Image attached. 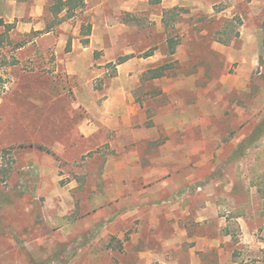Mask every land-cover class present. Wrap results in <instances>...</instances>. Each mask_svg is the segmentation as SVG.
<instances>
[{
	"label": "rangeland",
	"instance_id": "1",
	"mask_svg": "<svg viewBox=\"0 0 264 264\" xmlns=\"http://www.w3.org/2000/svg\"><path fill=\"white\" fill-rule=\"evenodd\" d=\"M184 1L183 5L168 8L140 4L139 25L133 27L129 13L117 1L107 3L104 11L113 14L108 22L118 29L123 20L128 28L118 31L116 38L115 33L113 38L106 34L105 49L95 50L96 58L107 54L113 61L94 64L103 74L93 82L97 88L141 89L144 96L140 98H148L145 93L149 89L181 86L187 89V106L192 111L194 99L201 98L192 89L201 90L203 101L197 110L203 112V129L199 123L197 128L191 124L188 135H203V151L192 153L190 149L200 144L191 140L187 161L189 168L197 164L201 182L184 193L190 204L185 223L191 239L181 245L178 254L181 261L191 260L189 251L193 248L197 264H239L235 250L244 249L246 253L247 248L259 249V237L264 233V65L260 66L264 0ZM21 2L32 1L0 0V8L10 14ZM49 3L47 20L54 17L48 10ZM85 8L77 13V20L84 21L83 25L92 21V16L85 13L87 4ZM99 20L102 23L103 17ZM239 20L242 24H238ZM17 21L18 18L12 23L15 26L7 30L6 25L11 23L1 18L0 45L20 44L28 38L15 35ZM86 32L82 26L81 33ZM145 41L154 42L155 46L143 47ZM216 41L226 46L227 56L214 48ZM120 43L128 47H121ZM172 44L176 48L174 54L170 52ZM146 52L157 53L158 60H148ZM253 54L259 56L255 68L250 64ZM128 55L131 57L120 63L121 57ZM162 66L168 74L166 79L147 80L149 69ZM121 71L125 76H119ZM66 80H57L55 92L64 89ZM33 83L29 86L37 89L35 94L42 97L46 109L63 100L56 93L44 94L47 80ZM80 84L77 77L68 82L71 88ZM32 105L35 107L28 103V117L33 125L38 117ZM43 115L44 137L36 135L32 138L35 141L24 144L0 143V264H113L114 258L121 264L145 263L149 251L161 245L146 230L156 215L151 212L155 203L143 209L147 221L146 232L141 234L144 238L131 237L135 230L133 218L122 222L121 211L116 214L117 209L104 208L100 212L102 219L107 217V229L122 230L123 238L97 239L98 225L85 228L84 222L95 208L88 206L87 197L90 188L101 180L100 160H59L68 164L67 171L53 173L54 163L57 166L59 161H54L51 147V113L45 111ZM65 191L69 202L63 201ZM109 201L100 198L99 204ZM58 213H64L65 219L58 220ZM140 253L146 255L143 260Z\"/></svg>",
	"mask_w": 264,
	"mask_h": 264
},
{
	"label": "crops",
	"instance_id": "2",
	"mask_svg": "<svg viewBox=\"0 0 264 264\" xmlns=\"http://www.w3.org/2000/svg\"><path fill=\"white\" fill-rule=\"evenodd\" d=\"M30 1L32 2H21L10 14L0 8V20L5 18L6 23H14L18 18L15 35L19 33L21 37H28L20 44L12 42L0 45V143L24 144L35 141L32 138L36 135L44 137L46 125L43 114L49 111L54 161L69 160L71 157L75 158L73 160H100L101 180L90 188L87 197L88 206L95 208L85 218V228L98 225L99 240L111 236L123 238L122 230L107 229V224L104 223L107 217L102 219L100 212L104 208L117 209L116 214L122 212V222L133 218L131 223L135 225V230L131 237L144 238L141 234L146 232L144 225L147 221L143 209L148 204L155 203V209L151 212L156 215L148 222L146 230L161 245L159 244L160 248L158 246L149 251L147 261L143 264H197L193 248L189 251L191 260L184 261H181L178 249L191 239L185 223L190 204L184 193L201 182L197 164L189 168L187 162L191 140L195 141V145L200 144V147L190 149L192 153L203 151V135H188L191 124L197 128L199 123L203 129V112L198 113L197 110L198 103L201 105L203 101L201 90L192 89L195 96L201 97L199 101L194 99L192 111L187 106V89L181 86L149 89L145 93L148 98H140L144 96L141 89L125 86L97 88L93 82L103 74L93 67L94 64L102 65L113 61L107 54H103L101 59L96 58L95 50L105 49L106 34L113 38L115 33L116 38L118 31L128 28L123 20L118 29L108 22L113 14L104 11L107 3L117 1L119 7L129 13L132 21L130 25L133 27L135 24L139 25V5L150 2L86 0L85 13L92 16V21L89 22L92 29L87 36L81 33L84 21L77 20V15L59 23L54 22V17L47 20L45 12L49 0ZM184 2L163 0L160 4L168 8L183 5ZM212 5L215 6L216 3L213 2ZM201 7H204L203 4ZM228 8L230 6L221 12ZM65 13L66 11L62 12L60 16ZM99 17H103L102 23ZM1 32L0 24V34ZM84 38H89V43H83ZM120 46L128 47L124 43H120ZM142 46L151 48L155 43L145 41ZM213 46L224 56L228 55L225 45L216 41ZM158 58L157 53H154L147 59L157 61ZM229 59L232 58L229 56ZM250 64L255 68L259 64V56L253 54ZM156 68L158 67L148 70L147 80L167 78L166 73L154 76ZM119 76H125V73L121 71ZM60 77L67 78V83L63 90L55 92V83ZM74 77L79 79L80 87L68 86V82ZM39 79L48 81V88H43L44 94L52 96L56 93L57 98L63 99L50 105L53 108L46 109L42 97L35 94L37 89L33 90L29 86ZM28 103L35 105L32 107L38 117L33 125L29 124ZM59 162L57 166L54 163L53 173L67 171L68 164ZM62 198L65 202L70 200L66 191ZM100 198L110 201L108 204H99ZM129 200L130 203H125ZM201 215L200 213V217ZM56 217L58 220L65 219L64 213H58ZM58 220L55 221L59 222ZM144 256L146 255L143 253L139 254L141 260ZM113 264L121 263L114 258Z\"/></svg>",
	"mask_w": 264,
	"mask_h": 264
},
{
	"label": "trees",
	"instance_id": "3",
	"mask_svg": "<svg viewBox=\"0 0 264 264\" xmlns=\"http://www.w3.org/2000/svg\"><path fill=\"white\" fill-rule=\"evenodd\" d=\"M151 4H160L163 0H148ZM49 7L48 10L52 15L54 16V20L56 22H62L64 20H67L69 18H72L77 15V13L81 10H83L86 6V0H49ZM66 11V13L63 16H60L62 12ZM168 12V11H167ZM164 21H166V14ZM238 24H242V21L239 20ZM14 24H7L6 28L7 30L13 28ZM86 28V35L89 36L91 33L92 25L91 23H87L83 25V28ZM42 31H38L40 33ZM169 41L172 43L173 39L169 38ZM231 41V38L230 40ZM84 43H89V38L84 39ZM171 54H174L176 52V48L174 44L171 45ZM152 52H146L145 56L152 55ZM131 56H124L121 57L120 63H122L124 60L129 59ZM264 65V41L262 43V54L260 57V66ZM154 76H162L164 71V67H158L154 69ZM259 241L261 243V246L259 249H250L247 248L246 253H244V249H236L234 252L235 258L238 260L239 264H264V233L261 234L259 237ZM161 264V263H156Z\"/></svg>",
	"mask_w": 264,
	"mask_h": 264
}]
</instances>
